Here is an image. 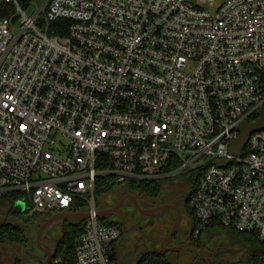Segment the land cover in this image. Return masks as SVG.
Here are the masks:
<instances>
[{
  "label": "built area",
  "instance_id": "2783aa9c",
  "mask_svg": "<svg viewBox=\"0 0 264 264\" xmlns=\"http://www.w3.org/2000/svg\"><path fill=\"white\" fill-rule=\"evenodd\" d=\"M263 108L264 0H0V198L88 213L74 264H112L97 194L128 182L185 177L195 240L264 245V130L230 153Z\"/></svg>",
  "mask_w": 264,
  "mask_h": 264
},
{
  "label": "rangeland",
  "instance_id": "374dc122",
  "mask_svg": "<svg viewBox=\"0 0 264 264\" xmlns=\"http://www.w3.org/2000/svg\"><path fill=\"white\" fill-rule=\"evenodd\" d=\"M31 11L32 9H29L28 12L30 13ZM191 188L192 186L188 183V179L182 177L181 180L165 184L163 192L160 195L162 204L179 202L178 207L182 213L181 225L175 238L166 244L168 248L181 246L193 236L195 228L194 219L187 203H185L191 193ZM126 191L124 188H113L107 192L98 193V209L104 210L116 204ZM144 204L150 206L149 203L144 202ZM121 211L126 217L128 231L123 232L120 241L112 248L114 256L118 258V264H136L139 256L145 252L161 253L163 251L161 246L162 241L169 234L175 222L176 213L173 210L165 209L153 216L145 217L141 224V230L134 228L133 231H129L138 218V214L130 201L122 206ZM8 212V207L0 204V223L16 220L13 217L14 215L10 216ZM42 219L45 218L41 216L39 220ZM103 220L111 224L116 222V217L114 215H107ZM62 223L63 221L53 223L43 235V242L52 246L53 249L56 242L61 238ZM27 232L29 242L26 247L20 245H5L2 247L1 256L3 264H15L16 259H19L21 264H41L44 261L45 255L36 246L38 232L36 224H27ZM200 244L205 246V258H210L213 263L239 264L246 262L249 256V250L241 243L232 240L226 233L209 235L205 230L200 235ZM198 254V248L189 246L179 252H168L167 258L172 264H198Z\"/></svg>",
  "mask_w": 264,
  "mask_h": 264
},
{
  "label": "trees",
  "instance_id": "16d2710c",
  "mask_svg": "<svg viewBox=\"0 0 264 264\" xmlns=\"http://www.w3.org/2000/svg\"><path fill=\"white\" fill-rule=\"evenodd\" d=\"M180 180V179H179ZM169 182H128L122 188L126 189L128 194L136 196L140 200H152L158 199L163 192L164 185ZM188 183L192 186L193 182L188 180ZM193 188V187H192ZM191 188V189H192ZM188 199L185 203L188 206ZM17 201L16 194H9L0 198V204L8 207L9 215L13 216L12 209ZM189 207V206H188ZM190 210V209H189ZM195 226V218L193 212L190 210ZM16 220L5 221L0 223V264H3L1 249L5 245H20L26 247L29 242V235L27 232V224H36L37 228L40 227L41 223L45 222V219L51 217L42 216L45 219L39 220L41 216L35 215L33 217H27L24 214L14 215ZM84 221L81 222H69L64 221L62 223L61 238L56 242L54 248V259L58 260L60 264H74L75 262V243L78 237L83 233ZM112 226H116L121 229V226L116 223H111ZM209 235L226 233L232 240L241 243L244 247L249 250V256L246 262L239 264H264V245L259 242L258 238L254 235L243 234L235 231L231 228H224L216 223L209 225L206 229ZM204 230V231H205ZM203 231V232H204ZM193 241H197L200 244V236L197 240L191 236ZM205 249V246L202 245ZM209 264L213 263L209 258ZM15 264H21L19 259H16ZM112 264H118V258L112 254ZM136 264H172L167 258V253L162 251L161 253L156 252H145L141 254Z\"/></svg>",
  "mask_w": 264,
  "mask_h": 264
},
{
  "label": "water",
  "instance_id": "95a60500",
  "mask_svg": "<svg viewBox=\"0 0 264 264\" xmlns=\"http://www.w3.org/2000/svg\"><path fill=\"white\" fill-rule=\"evenodd\" d=\"M263 130H264V108L259 112V117L254 122H245L239 127V129H238L239 137L237 139H235L234 141H232L231 147H230V153L236 157L241 156L242 150L246 146L250 135L253 133H256V132L263 131ZM226 163H228V161H222V162H220V165L224 166ZM127 199H130L132 201V203L134 204L136 209L139 211L141 217L153 216V215H155V214H157V213H159L165 209L173 210L176 213V219H175V222H174L169 234L162 241L161 246H162L163 251L169 252V253H175V252L182 251L189 246L197 247L199 249V254H200L201 260L203 262H205L206 264H209V262L205 258V255H204L205 250L201 244H197L195 242H187V243H185L181 246H178V247H172V248L166 247V244L175 237V235H176V233H177V231L181 225V222H182V213L179 210V207H178L179 203L178 202L174 203V204H163V205H160L158 207L146 210V209L141 208L139 199L136 196L127 195V196L123 197L117 203V205H115L113 208L100 210L98 213L99 217L104 219L107 215L112 214L117 209H119ZM24 212H25V205L22 202L16 203L14 205L13 210H12V213L14 215L23 214ZM87 218H88V213L62 212V213H57V214L52 215L45 222H43L40 225V227L38 228L37 237H36V246H37L38 250L45 255V259H44V261L41 262V264H50V262L54 259L53 247L49 246L43 242V235H44L45 231L47 230V228L50 225H52L53 223L58 222V221L81 222V221H85Z\"/></svg>",
  "mask_w": 264,
  "mask_h": 264
},
{
  "label": "flooded vegetation",
  "instance_id": "af4514ba",
  "mask_svg": "<svg viewBox=\"0 0 264 264\" xmlns=\"http://www.w3.org/2000/svg\"><path fill=\"white\" fill-rule=\"evenodd\" d=\"M127 195H132V194H128L127 192H124L123 193V195L120 197V199L118 200V202L123 198V197H125V196H127ZM128 201H130L131 203H132V201L130 200V199H127L125 202H124V204L123 205H125ZM117 202V203H118ZM139 202H140V206H141V208L142 209H146V210H148V209H152V208H155V207H158V206H160V205H163L162 204V202L160 201V197L158 198V199H152V200H146V201H142V200H140L139 199ZM144 202L145 203H149V205L150 206H146L145 204H144ZM117 203L116 204H114V205H112V206H110V207H108V208H106V209H111V208H113L115 205H117ZM177 203V202H176ZM179 203V202H178ZM122 205V206H123ZM132 205H134L133 203H132ZM179 205V204H178ZM122 206L119 208V209H117L115 212H113L112 214H109V215H114L115 217H116V222L115 223H117V224H119L120 226H121V230H122V236H123V232H125V231H128V229H127V220H126V217L123 215V213H122V211H121V208H122ZM134 208H135V210H136V212H137V214H138V218L135 220V222L133 223V225H132V227L129 229V231H133V229L134 228H136V229H139V230H141L142 228H141V224L143 223V220H144V218L145 217H147V216H144V217H141V215H140V213H139V211L136 209V207L134 206ZM105 210V209H104ZM171 210V209H170ZM49 218V217H48ZM48 218H46V220L48 219ZM45 220V221H46ZM175 238V237H174ZM173 238V239H174ZM187 242H195V243H197V244H199L197 241H193V240H191L190 238L185 242V243H187ZM184 243V244H185ZM197 248V247H196ZM198 251H199V249H198ZM166 253H168V252H166ZM198 264H206L205 262H203L202 260H201V257H200V254H198ZM207 261H208V259H207ZM209 262V261H208Z\"/></svg>",
  "mask_w": 264,
  "mask_h": 264
}]
</instances>
